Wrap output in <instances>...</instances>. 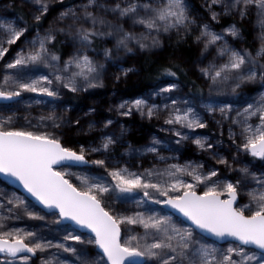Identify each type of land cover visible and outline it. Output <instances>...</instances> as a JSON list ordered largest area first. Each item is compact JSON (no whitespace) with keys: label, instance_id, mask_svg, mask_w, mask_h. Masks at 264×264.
<instances>
[{"label":"snow or ice","instance_id":"snow-or-ice-1","mask_svg":"<svg viewBox=\"0 0 264 264\" xmlns=\"http://www.w3.org/2000/svg\"><path fill=\"white\" fill-rule=\"evenodd\" d=\"M59 2L63 7V0ZM34 3L37 32L31 39H26L29 31L26 22L21 26L18 22L0 20V60H4L11 46L22 38L27 45L20 47L3 65L4 84L11 82L15 90L0 88V100L19 103L16 98H22L26 92L59 97L60 88L76 93L101 87L99 77L105 66L88 54L97 38L115 37L116 51L132 52L130 44L135 43L141 49L158 47L161 33L175 29L177 33L183 30L187 34L193 31L192 25L199 28L195 40L203 43L202 56L216 47L214 60L200 69L202 75L209 78L210 89L219 92L221 87H230L236 94L243 84L257 80L264 87V0H206L213 21L221 16H236L241 21L254 17L259 28V44L254 50L236 48L230 42L229 37L233 40L242 37V29L235 22L220 32L210 23H198L188 0L155 3L153 0H113L111 3L109 0H81L79 4L63 7L54 24L42 34L40 29L49 13V3L48 0H34ZM217 6L221 11L215 10ZM109 14L114 19L110 20ZM122 21H131L133 27L139 25L146 31L136 33L126 29ZM59 34L69 37L76 46L66 60L50 47ZM146 40H150V44L145 43ZM104 57L111 59L113 49L105 48ZM40 65L52 69L51 73L33 75ZM131 71L132 68H123L121 75L126 76ZM165 71L177 76L171 68ZM176 88L177 84L169 83L162 91L171 92ZM35 103L46 102L37 99ZM183 103L187 105L188 101ZM126 104L118 106L120 115H131L133 106L149 119L159 111L157 105L148 106L144 99L131 101L128 111H123ZM244 105L236 111L235 117L231 115V103L209 97L203 107L213 115L219 110L222 120L239 126L240 140L233 161H238L242 151L264 162V92L251 102L245 101ZM164 110L167 111L164 123L179 126L170 129L179 137L176 144L192 139L182 129L194 132L207 127V120L192 106L179 107L177 101L172 100L171 110L168 105H164ZM253 118L258 122H253ZM18 119L16 113L0 117V174L18 183L38 205L53 210L55 230L64 235L49 239L39 230L9 226V221L23 217L40 221L46 217L35 210L37 204L26 196L0 191V209L7 213L0 214V264H31L38 254L41 264H264V170L253 171L245 163L236 169L239 175L233 180L222 178L218 168L206 167L203 163L168 164L166 161L175 157L159 155L156 145L161 141L155 138L144 150L156 153L162 166L153 165L143 171H131L127 166L109 169L105 159L89 161L88 149L83 145L79 149L65 145L57 134L65 120L56 112L39 116L37 124L24 116L27 126H17ZM70 123L78 126L80 122ZM112 124L108 119L104 127ZM40 126L53 130L41 131ZM125 131L121 127L120 137ZM229 136H236L232 127ZM117 139L112 134L103 135L100 147L91 151L107 152ZM193 143L201 150H212L217 163L229 165V161L215 151L208 137L196 135ZM88 164L107 169L111 180L71 171ZM73 175L79 185L73 183ZM140 193L142 196L136 200ZM242 196L247 197V203L240 202ZM106 198L113 203L134 200L136 207L145 211H120L107 206ZM148 202L163 205L164 209L153 210ZM137 227L143 232L137 233ZM79 229H86L91 235L85 239L84 234H76ZM126 232L133 234L125 235ZM217 242L228 246L218 247ZM88 245H94L99 252L94 255ZM65 253L70 256H63Z\"/></svg>","mask_w":264,"mask_h":264},{"label":"rangeland","instance_id":"rangeland-1","mask_svg":"<svg viewBox=\"0 0 264 264\" xmlns=\"http://www.w3.org/2000/svg\"><path fill=\"white\" fill-rule=\"evenodd\" d=\"M80 2L81 0H63V7L79 4ZM109 2L111 3L113 0H109ZM153 2H158V0H153ZM188 2L192 14L198 18V23H210L213 29L217 32L222 31L224 27L233 22L237 23L242 29V37L239 40H233V38L229 37V40L233 43L234 47L253 50L258 47L259 41L257 40V33L259 32V28L255 25L254 17L241 21L236 16H221L218 21H213L208 8L206 7V0H188ZM48 3L49 13L42 22L40 29L41 34L44 30L54 24L58 13L63 10L59 0H48ZM215 10L221 11L219 6H217ZM35 13L36 5L34 0H0V20L18 22L21 26H24L26 22L29 27V31L26 33V39H31L36 35V27L30 30V23H36L33 19ZM108 18L110 20L114 19L111 14L108 15ZM122 23L126 29L136 33H145L146 31L139 25L133 27L131 21H122ZM192 28L193 31L187 34H185L183 30L177 33L175 29L168 33H161L159 35L161 43L158 47L141 49L135 43L130 44V47L133 48L132 52H127L124 49L116 51L114 47L116 43L115 37L97 38L92 49L88 51V54L98 63L104 64L105 66L99 77L102 81V86L76 92L87 95L84 105L75 106L70 102H66L63 93L69 90L64 88H60L61 95L59 97H47L37 93L26 92L22 94V98H16L19 100V103H16L15 101L0 100V117L16 113L19 116V119L16 120V125L27 126L23 120L24 116H28L33 124H37V118L39 116L47 115L54 111L63 116L65 120L64 127L57 133L61 136L65 145L76 149H79V147L83 145L88 149L87 159L89 161L105 159L109 169L111 167L127 166L131 171H143V169L151 168L153 165L162 166V162L158 160L156 153L144 150L146 147L152 145L153 139L155 138L161 141L159 145H156L159 155L175 157V159H168L166 161L168 164H184L187 161L203 163L206 167L218 168L222 173V178L233 180L239 175L236 169L245 163H248V166L252 168L253 171L264 170V162H260L256 158H253L242 151L238 161H233V156L237 152L236 145L240 140L239 126L232 125L229 120H222L219 110L213 115L208 113L203 107L209 97L218 102L231 103L233 105L231 115L235 117L236 111H239L245 106L244 102H251L253 99L258 98L259 95L264 92V87H262L260 81L257 80L253 83L243 84L242 87L237 90L236 94L231 92L230 87H221L219 92L216 89H210L209 85L211 82L208 77L202 75L200 69L208 66L209 63L214 60L216 47L213 46L205 56H202L201 50L203 48V43H198L195 40V36L199 34V28L197 25H192ZM152 35H155V33H152ZM183 40H189L195 50V54L192 58L184 59V64L200 87L202 91L201 96L191 95L186 89L173 80H164L156 83L146 91L133 97L121 96L118 93L119 84L124 82L126 78L137 74L138 67L135 65V57L139 53L153 54L161 52L168 47V42L179 43ZM144 42L150 44V40ZM5 46L7 47L8 45ZM20 47H27L25 38H22V40L16 45H12L10 53L7 54L4 60H0V88L15 90V86L11 84V82L7 85L4 84L5 70L3 65L15 56L16 51H18ZM50 47L57 54L61 55L63 60H66L68 55L75 50L76 46L73 45L69 37H66L64 34H59ZM105 48L113 49V57L111 59H106L104 57ZM219 62L222 61H217V63ZM123 68H132L133 71L129 72L126 76L121 75V70ZM8 71L13 72L14 70ZM51 71L52 69L40 65L39 71L33 73V75L50 74ZM118 76L119 79H117ZM169 83L177 84V88L173 89L171 92L162 91V89L167 88ZM37 99L43 100L46 103L37 104L35 103V100ZM135 99L147 100L148 106L157 105L159 109L158 114L149 119L147 115L142 116L133 106L131 115H120L121 110L118 106L121 103L127 102L123 111H128L131 101ZM172 100H176L177 106L179 107H194L207 120L206 128L195 129L194 132L193 130L182 129V131L192 136V139L181 141L180 144H176V140L179 139V137H176L174 131L170 130L172 128H179V126H170L164 123V119L167 117V111L164 110V105H168L169 110H171ZM184 101H188V104L185 105L183 103ZM90 109H93L94 111H90ZM217 109H219V104L217 105ZM108 119H111L113 124L105 128L104 123ZM75 120H79L80 123L78 126L74 123H70ZM218 120L221 121L220 124L217 123ZM253 122H258V120L253 118ZM90 124H92L93 127L90 128ZM144 124L150 126L147 125L144 127ZM121 127L126 130L122 137H120ZM230 127H232V130L236 133V136H229ZM38 130L52 131L53 129L40 126ZM108 134L118 137L117 142L111 145L107 152L103 149L98 152H92L91 148H99L103 135ZM131 135H135L137 141L132 139ZM196 135L208 137L209 142L214 145L215 151L219 156L226 158L229 161V165L226 166L217 163V159L214 158L212 150L205 151L199 149L193 143V139ZM79 137H83L84 140L79 141ZM233 140H235L236 143H233ZM71 171L76 174L89 173L91 175H100L103 176L105 180H111V177L107 175V169L94 164H88L81 168H73ZM71 179L73 183L79 185V181L76 179L75 175H73ZM0 191H6L9 194L15 192L17 195L24 196L18 190L1 180ZM140 196H142V193L136 196L135 199L139 200ZM29 201L33 203L31 200ZM240 202L247 203V197L242 196ZM148 203L153 210L164 209L162 207L163 205H156L151 202ZM105 204L109 207L119 208L120 211L127 210L128 213H131L132 211H145V208H137L134 200H129L124 203L119 201L113 203L111 199L106 198ZM35 210L40 211L41 215H45L46 219L40 221L29 220L27 217H23L21 220L9 221V226L26 227L28 230H39L49 239L53 236L62 238L64 233L55 230L56 226L53 221L56 219V216L52 214V211H43L39 207H36ZM0 214L6 215L7 213L0 209ZM124 227L127 228L128 226ZM68 230L71 231L72 228H69ZM136 232L142 233L143 229L137 227ZM76 234H84L85 239L90 236V234L82 231H77ZM127 234L133 233L126 232L125 235ZM68 243L71 244L73 242L69 241ZM217 246L226 248L228 244L217 242ZM87 247L92 250L94 255L97 253L94 245H88ZM63 256L69 257L70 254L65 253ZM31 264H41V257L39 254L32 258Z\"/></svg>","mask_w":264,"mask_h":264},{"label":"trees","instance_id":"trees-1","mask_svg":"<svg viewBox=\"0 0 264 264\" xmlns=\"http://www.w3.org/2000/svg\"><path fill=\"white\" fill-rule=\"evenodd\" d=\"M35 23H30V30L33 29ZM168 47L157 53H139L135 57V65L138 72L135 76L125 79L119 84L118 93L121 96L133 97L146 91L156 83L164 80H173L180 84L193 96H201V89L197 82L184 64V59H190L194 56L195 50L189 40H183L179 43L168 42ZM175 47V48H173ZM179 56V57H177ZM171 68L177 73L173 77L165 71ZM86 94L64 92L63 97L66 102H70L75 106H82L86 101ZM144 124L143 126H147ZM150 126V125H148ZM132 139L137 141L135 135H131ZM83 137H79V141H83Z\"/></svg>","mask_w":264,"mask_h":264},{"label":"water","instance_id":"water-1","mask_svg":"<svg viewBox=\"0 0 264 264\" xmlns=\"http://www.w3.org/2000/svg\"><path fill=\"white\" fill-rule=\"evenodd\" d=\"M0 180L5 182L6 184H8L9 186L15 188L16 190H18L20 193H22L24 196H26L29 200H31L34 204H37V207H39L40 209H42L43 211H53V210H48V209H44L42 205H38V203L34 200V198H32L31 196H29L25 190L18 184L15 183L11 178L4 176L3 174H0ZM164 208V206H162ZM66 224L69 222H65ZM73 227H75L73 225ZM78 231H82L84 233L90 234L88 232V230L86 229H79ZM91 235V234H90ZM218 243H223V242H218ZM97 252H99L98 249H96Z\"/></svg>","mask_w":264,"mask_h":264}]
</instances>
